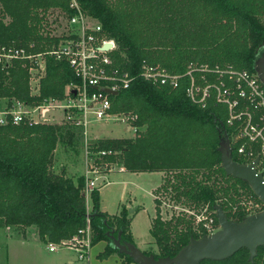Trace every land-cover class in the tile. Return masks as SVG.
Wrapping results in <instances>:
<instances>
[{
    "label": "trees",
    "instance_id": "obj_1",
    "mask_svg": "<svg viewBox=\"0 0 264 264\" xmlns=\"http://www.w3.org/2000/svg\"><path fill=\"white\" fill-rule=\"evenodd\" d=\"M70 0H0V43L24 44L36 40L37 49L57 40L45 26L60 15L66 19L75 12ZM80 8L103 24L105 32L117 42L113 56L136 72L142 57L159 60L169 69L180 71L190 58L232 62L255 69L264 50V0H77ZM54 14V16H52ZM201 37L195 38L193 34ZM155 45V48H150ZM152 52V53H150ZM46 71L39 93L29 92L24 58L12 57L0 64V98L13 96L38 101L63 96L70 80H79L67 60L47 54ZM3 101V100H2ZM113 107L139 112L144 125L134 137L106 136L99 143L121 148L104 158L122 160L133 170L162 169L158 188L185 205L212 209L220 203L226 214L241 219L246 211L234 202L233 192L245 190L256 195L247 181L224 170L219 142L226 136L225 110L219 104L199 107L187 97L183 85L169 87L152 84L141 75L131 85L115 93ZM69 123H0V223L25 228L36 225L44 240L68 237L91 223V243L106 240L98 256L116 251L121 264L133 255L116 246L113 236L135 242L130 230V211L122 204L116 213L100 208L99 188L84 193L85 176L66 172V165L55 168V147L79 142L80 130ZM75 148V147H74ZM77 152L80 150L76 149ZM233 157L237 158L234 150ZM169 189V190H168ZM241 191V190H240ZM258 197V195H256ZM260 199V198H259ZM261 200V199H260ZM149 232L156 247L142 248L158 255H174L191 235L200 236L196 222L177 214L164 218L160 199ZM234 206V208H233ZM179 223L181 225L179 226ZM249 258V248L240 246L225 257H204L200 264H264V243Z\"/></svg>",
    "mask_w": 264,
    "mask_h": 264
},
{
    "label": "built area",
    "instance_id": "obj_2",
    "mask_svg": "<svg viewBox=\"0 0 264 264\" xmlns=\"http://www.w3.org/2000/svg\"><path fill=\"white\" fill-rule=\"evenodd\" d=\"M69 5L76 10L67 18L69 29L63 36L38 49L34 39L24 44L0 43V64L7 66L12 57L24 58L30 94L40 91L47 54L67 60L79 80L68 81L63 96L48 95L31 102L13 96L0 107V123L53 121L79 126L83 134L84 193L88 198L90 190L102 184L108 171L116 166L125 168L121 160L104 158L109 153H119L121 148L101 145L99 141L104 133L97 129V124L102 120H121L133 137L144 127L138 121V111L114 108L115 93L102 86L118 92L130 86L137 74L152 84L183 85L187 97L199 107L219 104L225 110L224 124L229 128L226 136L236 159L254 161L264 177V82L256 69L238 67L229 61L190 58L177 71L159 60L142 57L133 72L113 56L117 42L105 32L103 24L80 8L77 0H70ZM97 178L101 179L97 181ZM242 209L251 212L246 205ZM195 221L200 232L209 233L219 226L214 214L209 217L197 213ZM90 234L91 223L87 217L86 223L70 236L49 240L47 245L49 249L73 247L80 258L88 257Z\"/></svg>",
    "mask_w": 264,
    "mask_h": 264
},
{
    "label": "crops",
    "instance_id": "obj_3",
    "mask_svg": "<svg viewBox=\"0 0 264 264\" xmlns=\"http://www.w3.org/2000/svg\"><path fill=\"white\" fill-rule=\"evenodd\" d=\"M127 137H131V136L129 135ZM55 148H56L55 161L56 159L59 158L58 161H61L60 163L62 165L67 162L66 164L67 173L69 172L73 174L74 177H76L79 174H84L85 165H84L83 147L80 149L78 153H76L77 154L76 157L74 156V158H68V159H65L67 155L64 146L62 144H58ZM122 163L124 164L123 161ZM124 165L125 168H121V169H118L116 166L114 169L108 171L105 177L103 178L102 184L98 187L100 208L102 210L105 209L109 212L116 213L120 210L123 203L131 206L138 205L137 208L130 210V216H131L130 230L134 236L135 243L141 248H146V244H151L150 242V240H152L150 238L151 233L149 232L150 233L149 236H144V237L143 235L139 236V234H137L134 229L133 220L135 218V215L139 212V210H146L148 212L147 216H149L148 217V230H149L151 220L156 210L155 200L153 198L154 194L152 190L156 188V186L160 184V182L162 181L161 179H162L163 170L156 169L160 173L159 180L157 179V181L151 184L149 187H143L141 182L138 183L137 179L142 178L141 177L142 174L146 171H156V170H146V169L133 170L127 167L126 164ZM125 181L135 183L136 185L135 188L137 191L139 189L144 188L143 190L146 189L145 191L150 193L152 198L151 211H149V208H147L148 206L147 207L143 206L144 204L140 205L141 204L140 197H142L141 195L143 194L142 192L136 194L135 192L132 191L127 192V190L125 191L123 190L124 189L123 184L119 185V183L121 182L124 183ZM108 183H114L117 184V186H114L110 189L109 188L106 189L105 193L102 194L101 189L103 185ZM107 196L108 198H105ZM88 198L86 197V199ZM88 205L89 207L91 206L90 200H88ZM48 241L49 240H44L38 235L37 226L35 224L22 228L18 224L16 225L13 223H0V264H97L98 263L96 262L97 259H100L97 254L100 250L103 249L106 242V240H99L95 243H90L88 257L85 256L84 258H80L78 256V253L73 247L61 246V247L49 249L47 245ZM99 242H101L100 247L92 251V257H91V252H90L91 246L97 245V243ZM28 245L30 246V248H28ZM40 246L44 248V251L42 253L44 254L43 259L38 258L35 254V250H39ZM153 246L154 247L156 246L155 243ZM28 250L30 252L31 250H33L31 256L30 254H28ZM113 253L115 254V259L121 261L122 257L119 255V253L116 251H113ZM133 261L132 260L128 261L125 264L132 263Z\"/></svg>",
    "mask_w": 264,
    "mask_h": 264
},
{
    "label": "water",
    "instance_id": "obj_4",
    "mask_svg": "<svg viewBox=\"0 0 264 264\" xmlns=\"http://www.w3.org/2000/svg\"><path fill=\"white\" fill-rule=\"evenodd\" d=\"M255 69L264 82V50L255 62ZM116 93V89L102 86ZM220 161L224 170L250 183L254 193L264 202V177L255 167L254 161H240L233 157L232 147L225 136L219 142ZM101 178H97L99 181ZM134 206H129L132 210ZM219 226L200 236L191 235L190 240L181 246L176 254L155 256L143 251L135 242L121 241L120 234L113 236L116 246L133 255L139 264H200L204 257H225L240 246L249 248V258L257 254L258 244L264 243V206L256 211L247 212L241 219L226 214L220 203L214 204Z\"/></svg>",
    "mask_w": 264,
    "mask_h": 264
},
{
    "label": "rangeland",
    "instance_id": "obj_5",
    "mask_svg": "<svg viewBox=\"0 0 264 264\" xmlns=\"http://www.w3.org/2000/svg\"><path fill=\"white\" fill-rule=\"evenodd\" d=\"M52 16H54V14ZM68 29L69 28H68V24H67V19L60 15L56 20L51 21L50 24L45 26V30H42V31H44L46 33L48 30V32L50 34H55V35H58L59 37H61L68 31ZM193 36L198 39V37H201V34L196 33V34H193ZM150 48L151 49L155 48V45H152V47H150ZM150 53H152V52H150ZM6 100H7V98H6ZM6 100H4V97L0 98V107H2L4 105V102ZM76 129L80 130V127L77 126ZM97 129H99L101 132L104 133L103 137L120 136V135H126V134H127L126 136H129L128 134H131V130L125 129L124 122L121 120H114V119L102 120V122H99V124H97ZM80 132H81V135L79 138V142H75V144H71V146H69L70 148H68V150L66 151L67 157L65 159L74 158V156L76 157V155H77L76 153H78V152L75 150V148L78 150H80L82 148L81 146L83 145V134H82L81 130H80ZM131 137H133V136H131ZM58 160H59V158L56 159V161L54 162V166L57 169H60L63 165L67 164V162H66L62 165L60 163L61 161H58ZM167 173H169V172H166L163 170L162 176L164 174L166 175ZM159 176H160V173L157 170L156 171H146L142 174V176H141L142 178H139L137 180H138V183L141 182L143 187H149L151 184L155 183L157 181V179L159 180ZM135 182H137V181H135ZM121 184H123V186H124L123 187L124 191L125 190H127V192L132 191V192H135L136 194H139V192H142L143 194L141 195L142 197H140L141 198V202H140L141 204L140 205L144 204L143 206H146V207L148 206L147 208H149V211H151L152 198H151L150 193L145 191L146 189L143 190L144 189L143 188V189H139L137 191L135 188L136 185L133 182L131 183V182L125 181L124 183L123 182L119 183V185H121ZM114 186H117V184L108 183V184L103 185V187L101 189V193L104 194L106 189H108V188L110 189ZM152 192L154 194V197H153L154 200L156 199V197H158L160 199V205H159L160 209H161L160 212L164 218H170V217L174 216V220H175V218H176L175 216L177 214H182V215H185V217L190 218L191 220L193 219V222H196L195 219H196L197 213L202 212L203 214H206L209 217H210V215L213 214L211 212L212 209H210V208L204 209L203 206H198V205L189 206V205H185V204L181 203L180 201H176L175 198H171V194L169 191L164 190L162 188H158V186H156V188H154L152 190ZM232 196L234 197V202H239L242 205L248 206V209L251 212H252V210H254V211L259 210L264 206V203L259 199V197H257L256 195H251L250 193H248L245 190V188L239 189L238 192H233ZM105 198H108V196ZM87 200H89V198ZM129 206H131V205H128V209H129ZM137 207H138V205L134 206L133 209H135ZM155 208H156V201H155ZM233 208H234V206H233ZM155 212H156V210H155ZM147 213L148 212L146 210H139V212L135 215V218L133 220L134 229H135L136 233L139 234V236L143 235V237H144V236H149V234H150L149 230H148V217L149 216H147ZM180 225H181V223H179V226ZM150 238L152 239V240H150L151 244H146V248L154 247L153 246L154 240H153L152 235L150 236ZM100 244H101V242L97 243V245L91 246V248H90L91 257H92V251L98 249L100 247ZM28 248H30L29 245H28ZM32 251L33 250H31V252H30L28 250V254H30V256L32 255ZM43 251H44V248L40 246L39 250H35L36 256L40 259H43V257H44V254H42ZM99 258L100 259H97V261H96V262H98L97 264H121V261L115 259V254L113 252H111L109 255H107L103 258H101V257H99ZM91 261H92V258H91ZM129 264H138V263L133 261L132 263H129Z\"/></svg>",
    "mask_w": 264,
    "mask_h": 264
}]
</instances>
